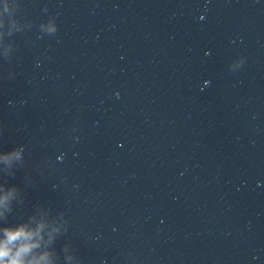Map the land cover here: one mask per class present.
<instances>
[{
	"label": "clouds",
	"instance_id": "9594fccd",
	"mask_svg": "<svg viewBox=\"0 0 264 264\" xmlns=\"http://www.w3.org/2000/svg\"><path fill=\"white\" fill-rule=\"evenodd\" d=\"M21 233H17L16 236H9V241L16 239ZM6 252L0 251V264H2V257L6 255Z\"/></svg>",
	"mask_w": 264,
	"mask_h": 264
}]
</instances>
